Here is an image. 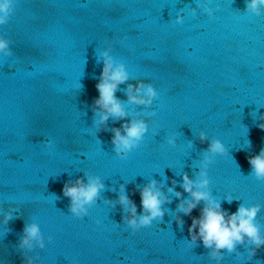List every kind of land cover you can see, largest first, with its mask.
<instances>
[{
	"label": "water",
	"instance_id": "obj_1",
	"mask_svg": "<svg viewBox=\"0 0 264 264\" xmlns=\"http://www.w3.org/2000/svg\"><path fill=\"white\" fill-rule=\"evenodd\" d=\"M245 2L15 0L14 14L0 26L13 53L0 55V264H25L17 245L26 223L39 226L45 244L41 249L33 241V249H25L39 257L35 264H264V246L249 261L250 242L213 259L202 241L189 243L188 228L205 202L190 216L177 211L181 200H191L180 187L182 176L198 182L206 171L207 188L194 190L210 192L229 215L241 205H259L255 223L264 235V181L247 161L264 148L258 127L264 114V5L256 15L245 11ZM177 15L182 25L175 24ZM105 51L114 68L123 64L128 73L115 93L128 120L147 125L139 146L121 153L124 160L113 151L110 130L125 121L110 117L93 124L100 119L92 105ZM140 81L158 92L150 105L128 100L127 85ZM130 95L147 99L135 87ZM200 132L207 143L197 139ZM213 140L224 144L225 155L205 152ZM206 154L213 163L204 169ZM97 177L105 187L88 216H72L64 184ZM151 180L171 203L162 206L163 220L133 233L119 204L113 209L105 200L115 203L124 185L139 214L137 186ZM11 208L19 212L5 226L3 214Z\"/></svg>",
	"mask_w": 264,
	"mask_h": 264
},
{
	"label": "clouds",
	"instance_id": "obj_2",
	"mask_svg": "<svg viewBox=\"0 0 264 264\" xmlns=\"http://www.w3.org/2000/svg\"><path fill=\"white\" fill-rule=\"evenodd\" d=\"M264 5V0H251V3L245 2V11L251 9L256 15H260L259 6ZM207 10V9H206ZM15 12V0H0V26H4L9 22L10 17ZM211 13L209 12V15ZM184 19L181 15H177L175 18L176 25H182ZM12 41L0 36V55L4 57L12 56L11 50ZM103 68L100 74V80L95 85L96 90L99 93L92 105L93 116H99V121L94 120L93 124H107L109 118H114L113 123L118 121H125L120 127H112L110 132L112 133L111 143L113 145V151L116 156L121 160L127 159V155H121V153H130L133 148L139 146L143 137L147 133V125L143 121L132 122L128 120L127 114L124 111L122 104L117 100L115 93L119 90V85L125 84L128 80V73L123 64L113 67V58L109 56L108 52H104ZM96 62L101 63L99 57H96ZM137 93L143 90L144 96L147 99L130 95L133 88ZM126 94L128 100L137 105H150L153 98L158 96V92L152 84H145L143 81L138 82L136 85L128 84ZM259 120L262 121L258 124L261 130H264V114H261ZM108 131L107 128H102L100 131ZM123 131V135L121 134ZM197 139L201 143H207L208 138L204 132H200ZM168 144L175 143V137L167 140ZM47 146H51V142H48ZM192 146V142H189V147ZM250 147V141H248ZM206 153H211L213 156H223L227 153V149L220 140H213L208 144ZM252 172L257 180L264 181V148H262L258 155H253L247 158ZM213 163V159L209 155H205L202 161L201 167L207 169L210 164ZM201 179L197 181L191 180L187 173L182 176V183L180 187L183 192L188 193L191 200H181L177 205V211L182 212L184 216H190L194 209L203 201L205 206L200 210V216L198 218L193 217L191 226L188 228L190 235L189 243L194 245L197 240L202 241L204 248L212 249L210 256L213 259H222V250H226L229 254L236 251L237 245H245L249 243V261L256 255L257 250L264 246V235H261L260 228L255 223V218L260 210L259 205L246 208L243 205L239 206L235 213L229 215L224 209L221 208L220 202H217L212 198L210 192L194 190L206 189L209 184L207 178V172H200ZM156 181L151 180L142 189L137 186L139 195L141 198L142 211L137 213V206L134 201L126 194L125 186L121 185V192H125L124 195H119L115 203L110 200H105L106 204H109L113 209L119 204L123 213V224L127 225L133 233L139 231L142 228H148L152 226L154 220H163L165 215L163 211V204L171 203V200L167 197H163V193L156 189ZM177 181H172V188H169V192H173ZM104 184L100 182L99 177L89 180L85 184L83 178H78L74 182L65 183L62 189L63 197L68 198L70 203L68 206V213L72 216L83 219L88 216L89 207H91L99 198V194L104 190ZM180 192H175V196L180 200ZM163 197V198H162ZM59 198V197H58ZM229 203L232 202V198H225ZM88 206V207H86ZM17 208H11L3 214V224L6 226L10 221L14 219V214L18 213ZM99 223V221H97ZM184 220L177 217L176 224L183 228ZM49 242L52 237L49 236ZM33 241L43 249L45 244L40 228L37 224L26 223L22 235L18 241L17 247L21 250L24 257L25 264H35L39 259L38 256L31 257L25 254V249L31 251L33 249Z\"/></svg>",
	"mask_w": 264,
	"mask_h": 264
}]
</instances>
